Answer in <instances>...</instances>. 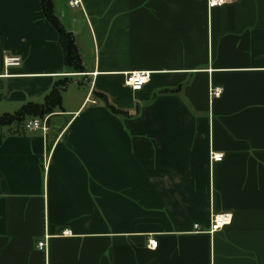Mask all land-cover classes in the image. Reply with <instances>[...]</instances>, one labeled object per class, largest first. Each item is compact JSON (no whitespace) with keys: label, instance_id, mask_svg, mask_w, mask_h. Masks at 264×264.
Instances as JSON below:
<instances>
[{"label":"crops","instance_id":"crops-1","mask_svg":"<svg viewBox=\"0 0 264 264\" xmlns=\"http://www.w3.org/2000/svg\"><path fill=\"white\" fill-rule=\"evenodd\" d=\"M68 1L79 72L40 0H0V116L70 78L47 131L0 125V264H264V0Z\"/></svg>","mask_w":264,"mask_h":264},{"label":"trees","instance_id":"trees-1","mask_svg":"<svg viewBox=\"0 0 264 264\" xmlns=\"http://www.w3.org/2000/svg\"><path fill=\"white\" fill-rule=\"evenodd\" d=\"M41 7L45 18L55 27L58 32L59 42L63 50L64 65L67 69L74 72L82 71V66L79 63V55L74 44L73 35L66 31L61 23L58 21L54 12L53 0H40ZM70 78L63 76L57 81L52 89L44 96L43 102L29 101L22 104L19 109L13 113H4L0 116V125H14L24 127L25 120L32 117H42L44 114L51 113L54 108L60 105L59 92L66 86ZM170 90H161L167 92ZM93 96L102 100L105 106L114 114L128 116L126 110L115 107L107 99L104 93L93 91ZM50 147L47 145V149Z\"/></svg>","mask_w":264,"mask_h":264},{"label":"built area","instance_id":"built-area-1","mask_svg":"<svg viewBox=\"0 0 264 264\" xmlns=\"http://www.w3.org/2000/svg\"><path fill=\"white\" fill-rule=\"evenodd\" d=\"M232 0H207V7L213 8L221 6L225 3H228ZM69 5L71 7L80 6V0H69ZM20 63V58L18 56L6 55L3 58L4 67L17 66ZM149 80V72L148 71H130L125 74L124 83L131 90H139L142 86ZM211 95L219 96L221 93V88L215 87L210 90ZM24 128L26 130H35L41 129L43 132L48 130L47 117H33L28 119ZM222 153L212 152L210 155V159L212 161H220L222 159ZM231 221V213L222 212V213H213L211 216V221L209 227L204 229V231L208 233H214L224 226L228 225ZM195 230H202L199 228L198 224H194ZM63 234H67V231L64 230ZM157 245V241L154 238L148 239L147 246L150 248H155ZM45 246V241L41 240L37 242V247L42 249Z\"/></svg>","mask_w":264,"mask_h":264},{"label":"rangeland","instance_id":"rangeland-1","mask_svg":"<svg viewBox=\"0 0 264 264\" xmlns=\"http://www.w3.org/2000/svg\"><path fill=\"white\" fill-rule=\"evenodd\" d=\"M61 23L63 24L62 26L66 29L67 28V19H65L64 17H61ZM75 79V78H74Z\"/></svg>","mask_w":264,"mask_h":264}]
</instances>
